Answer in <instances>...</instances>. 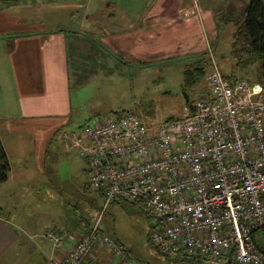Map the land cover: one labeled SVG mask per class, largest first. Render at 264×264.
Masks as SVG:
<instances>
[{
  "label": "rangeland",
  "instance_id": "obj_1",
  "mask_svg": "<svg viewBox=\"0 0 264 264\" xmlns=\"http://www.w3.org/2000/svg\"><path fill=\"white\" fill-rule=\"evenodd\" d=\"M203 1L189 0L192 12L186 16H173L175 2H168L164 7L170 10L163 11L166 16L170 13V18L162 16V20L158 18L162 9L160 0L0 1L3 11L0 31L30 29V21L36 18L42 23L45 37L57 27L71 42L67 47L70 58L68 114L60 117L56 124L55 119L47 120L46 129L14 132L33 143L32 151L24 144L22 151L32 156L29 166L35 174L33 172L29 187L39 193L41 188L48 190L51 211L61 210L71 230L80 233L83 228L96 225L112 240L121 252L120 257H116L112 251L111 264H122V261L125 264L201 263L173 261L158 254L147 240L149 218L138 204L116 200L102 207L101 198L87 188L85 163L73 148L66 146L63 134L77 131L95 118L123 111L132 112L139 122L146 124L181 118L185 108L205 95V78L213 67L226 78L255 83V62L244 59L237 66L230 54L231 34L248 0H209L204 12L197 11L196 7ZM34 5L40 7L33 8ZM152 14L158 18L154 22L153 17L151 21L152 43L165 46L160 57L143 61L119 57L118 47L131 46L137 39L144 40V29H150ZM21 15L28 16V21H23ZM94 27L99 32H94ZM6 37L7 34L0 33V141L10 155L8 138L3 133L23 125L16 119L15 92L7 67L12 43L6 45L3 42ZM193 68H201L202 73L192 75L195 82L187 86L184 70ZM5 123L14 126L7 127ZM14 160L11 159L12 164ZM4 193L0 190V196ZM56 236L61 235H48V238L53 241L51 237ZM253 238L264 239V227L257 230ZM56 249L66 251L63 244Z\"/></svg>",
  "mask_w": 264,
  "mask_h": 264
},
{
  "label": "built area",
  "instance_id": "obj_2",
  "mask_svg": "<svg viewBox=\"0 0 264 264\" xmlns=\"http://www.w3.org/2000/svg\"><path fill=\"white\" fill-rule=\"evenodd\" d=\"M206 93L178 119L139 122L130 111L63 134L87 168L102 207L140 205L147 240L168 259L264 264L253 234L264 227V87L213 67ZM60 248L61 236L51 237ZM100 246L120 257L96 225L50 264H84Z\"/></svg>",
  "mask_w": 264,
  "mask_h": 264
},
{
  "label": "crops",
  "instance_id": "obj_3",
  "mask_svg": "<svg viewBox=\"0 0 264 264\" xmlns=\"http://www.w3.org/2000/svg\"><path fill=\"white\" fill-rule=\"evenodd\" d=\"M188 1L160 0L162 9L159 10L161 15L158 18L161 20L162 16L170 18V13L166 16L163 11L170 10L164 7L168 2H175L173 16L191 14ZM208 1L204 0L198 5L197 11L204 12V9L209 7ZM37 7L40 6H33V8ZM69 9L72 7L69 6ZM14 13L17 17L19 16L17 11ZM2 15L3 11L0 10L1 20H3ZM150 16L152 17L149 20L150 29H144V40L139 42L137 39L136 42H132L131 46L118 47L119 57L129 61L160 57L165 46L159 47L162 45L159 42L153 45L151 21L154 16L153 14ZM155 17L154 22L158 19L157 16ZM21 18L23 21H28L29 17L21 15ZM30 25L31 28L28 25L30 29L26 30L22 28L0 31L2 34H7V40L3 42L5 41L6 45L9 42L12 43L11 52L7 58L8 76L11 77L15 92L18 115L16 119H19L23 125L18 127L8 123L4 124H7V127H14L13 131L3 133L8 138L7 145L10 146V155L4 143H1L9 171L6 181L0 184L2 188L0 190L5 192L0 196V264H50L52 260L60 259L63 251L54 247L48 235L60 234L64 248L68 250L80 233L90 229L83 228L80 233L71 230L70 225H67L65 219L62 218L61 210L51 211L48 190L41 188V193H39L38 190L33 191V188L29 187L33 182L34 172L29 166L32 156H26L22 151L24 145L32 151L33 143L31 139H25L23 135L19 136L14 131L19 129L43 130L47 128V120L55 119L56 124L61 119L60 117L68 114L70 107V65L68 61L70 58L67 54V47L71 44L62 31L48 32L49 35L45 37L42 23L36 18L30 21ZM96 29L94 27L92 30L99 32ZM11 159H15L13 164ZM95 193L100 197L98 192ZM253 241L260 248L264 247V239L253 238ZM107 251L108 249L100 246L91 253L89 260L84 264H111L114 257L111 251L110 253ZM170 260L181 261L179 259Z\"/></svg>",
  "mask_w": 264,
  "mask_h": 264
},
{
  "label": "trees",
  "instance_id": "obj_4",
  "mask_svg": "<svg viewBox=\"0 0 264 264\" xmlns=\"http://www.w3.org/2000/svg\"><path fill=\"white\" fill-rule=\"evenodd\" d=\"M0 1L2 3H18L23 0ZM54 30L62 31V29L57 27H55ZM230 54L236 60L237 66L241 64L244 59L254 61L256 64L254 82L264 87V0H248L243 10V16L241 20L235 24L231 34ZM201 73V68L184 70V83L187 86L193 85L195 80L192 78V75L198 76ZM188 107H190V105ZM8 171V161L0 142V184L6 181ZM141 210L147 215L142 208ZM147 217L149 218L148 215ZM256 247L260 248L257 244ZM118 250L120 253L121 251L119 248ZM179 260L191 263L189 260ZM123 262L124 261H122V263Z\"/></svg>",
  "mask_w": 264,
  "mask_h": 264
},
{
  "label": "water",
  "instance_id": "obj_5",
  "mask_svg": "<svg viewBox=\"0 0 264 264\" xmlns=\"http://www.w3.org/2000/svg\"><path fill=\"white\" fill-rule=\"evenodd\" d=\"M185 100H187V99H186V96H185Z\"/></svg>",
  "mask_w": 264,
  "mask_h": 264
}]
</instances>
